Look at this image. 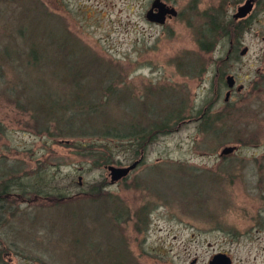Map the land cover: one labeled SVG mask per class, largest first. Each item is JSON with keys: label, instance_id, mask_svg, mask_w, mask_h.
<instances>
[{"label": "rangeland", "instance_id": "1", "mask_svg": "<svg viewBox=\"0 0 264 264\" xmlns=\"http://www.w3.org/2000/svg\"><path fill=\"white\" fill-rule=\"evenodd\" d=\"M161 1L0 0V264H264V0Z\"/></svg>", "mask_w": 264, "mask_h": 264}, {"label": "water", "instance_id": "2", "mask_svg": "<svg viewBox=\"0 0 264 264\" xmlns=\"http://www.w3.org/2000/svg\"><path fill=\"white\" fill-rule=\"evenodd\" d=\"M253 9V0H244L243 3H241L237 8L235 13L232 15L233 19L235 20H241L246 18ZM177 15L176 10L166 5L161 0H152L149 9L145 13V18L147 21L151 23H156L159 25H162L166 21V17L171 18ZM247 52V48H243L240 51V55L243 56ZM226 84L228 88H232L235 84V79L232 75H228L226 77ZM242 86H238L237 90H240ZM229 93L226 92L225 94V100L228 99ZM234 150H236V147H224L221 151V155H228L232 153ZM139 161L136 160L130 165L126 167H115L113 165H108L107 170L110 176V182L114 183L118 180L124 178L127 176L130 170L135 168ZM194 261H192L190 264H193ZM208 264H232V261L229 256L223 253H217L213 255V257L209 260Z\"/></svg>", "mask_w": 264, "mask_h": 264}, {"label": "trees", "instance_id": "3", "mask_svg": "<svg viewBox=\"0 0 264 264\" xmlns=\"http://www.w3.org/2000/svg\"><path fill=\"white\" fill-rule=\"evenodd\" d=\"M215 22H214V20H212L211 25L206 30H204L202 35H206L208 37V34H210V33L213 34L216 32L217 33L221 32V27H219L218 25L216 26ZM222 33L224 34L225 31H222ZM204 45L206 46V44L204 42H202L201 46L204 47ZM231 48H232V50H235L237 47H236V45H232ZM80 92H81V90L79 91V93H77L75 95L76 96L75 99H77V101L70 103V106L68 109L65 108L67 105H64L59 110L54 111L55 115L60 119L61 123H63V124H61L63 126H57L59 128V130L56 129V130H58V133H61V132L65 133L66 132L67 134L69 133L68 135H71L72 133H74V131L80 132L82 130L81 127L80 126L78 127V123L74 122V121L79 120V123L82 125H87V123L91 124L90 123L91 121L88 122V117L97 114V112H98L97 110L100 106L96 103L85 101L84 100L85 98H83V96H82L83 94H81ZM67 110H71V113H70L71 118H69V119L67 117H63L64 114L67 112ZM74 116H76V117H74ZM71 121L74 122V124H72V125L68 124V122L71 123ZM64 123H66V124H64ZM93 125L94 124H92V126ZM92 126H91V128H93ZM112 128H113V126H112ZM136 128L137 127H130L129 131H123L121 129L108 130L107 136L110 138L116 139V140L117 139H120V140L126 139L130 142L138 141L139 139H141V133L142 132H140V130L136 129ZM83 130H86V129H83ZM81 132H83V131H81ZM4 186L7 187V186H9V184L6 183V185H4Z\"/></svg>", "mask_w": 264, "mask_h": 264}, {"label": "flooded vegetation", "instance_id": "4", "mask_svg": "<svg viewBox=\"0 0 264 264\" xmlns=\"http://www.w3.org/2000/svg\"><path fill=\"white\" fill-rule=\"evenodd\" d=\"M259 0H253V7L258 3ZM252 12V11H251ZM250 15V14H249Z\"/></svg>", "mask_w": 264, "mask_h": 264}]
</instances>
